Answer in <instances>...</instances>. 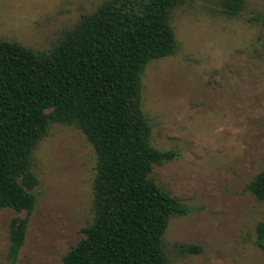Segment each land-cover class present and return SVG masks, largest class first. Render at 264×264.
Returning a JSON list of instances; mask_svg holds the SVG:
<instances>
[{
	"label": "rangeland",
	"instance_id": "1",
	"mask_svg": "<svg viewBox=\"0 0 264 264\" xmlns=\"http://www.w3.org/2000/svg\"><path fill=\"white\" fill-rule=\"evenodd\" d=\"M107 0H0V39L50 52L65 32ZM224 0H186L172 12L177 50L141 78L152 145L177 156L150 177L185 203L163 237L166 264H264L257 225L264 202L249 185L264 169V0H245L238 17ZM97 155L73 126L53 124L37 145L39 184L16 264H61L94 221ZM26 212L0 209V264L9 261L10 225ZM200 246L198 253L186 252Z\"/></svg>",
	"mask_w": 264,
	"mask_h": 264
},
{
	"label": "trees",
	"instance_id": "2",
	"mask_svg": "<svg viewBox=\"0 0 264 264\" xmlns=\"http://www.w3.org/2000/svg\"><path fill=\"white\" fill-rule=\"evenodd\" d=\"M185 1L107 0L50 52L0 39V209L27 213L11 221V264L18 261L36 204L33 152L53 124L80 130L97 155L94 221L61 264H166L163 237L170 220L190 209L150 177L155 165L177 153L151 143L141 78L152 61L176 53L172 12ZM222 6L238 17L245 0H224ZM249 191L264 202V169ZM256 231L264 252V221Z\"/></svg>",
	"mask_w": 264,
	"mask_h": 264
}]
</instances>
